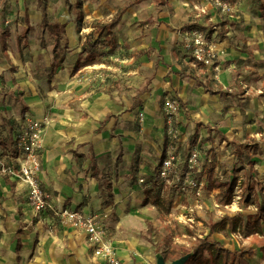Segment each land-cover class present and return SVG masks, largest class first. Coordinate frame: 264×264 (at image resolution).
Segmentation results:
<instances>
[{
    "label": "crops",
    "instance_id": "crops-1",
    "mask_svg": "<svg viewBox=\"0 0 264 264\" xmlns=\"http://www.w3.org/2000/svg\"><path fill=\"white\" fill-rule=\"evenodd\" d=\"M86 1L84 18L93 21L89 27H86L84 20L78 25L79 13L76 14L78 22H72L69 18L63 22L59 20L55 22L48 18V12L44 8L27 4L28 0H0V24L4 15L11 18L9 13L12 9L20 13L23 18V23L18 21V27L11 24L7 27L0 25V79L6 73L16 77V81L12 78V82H15L19 94L14 95L10 92L9 95L14 97L21 107L22 115L30 112V117L42 120L40 117L50 114V125L43 120L47 124L42 135L39 157L38 180L42 190L51 196L56 207L76 210L88 215H101L109 211L105 201L123 208V204L126 203L123 200L126 182L134 178L136 166L140 175L142 173L150 175L149 170L152 166L149 162L147 163L150 166H147V157L140 158L137 154L145 143L149 150L146 154L155 157L156 151L152 147H156L159 138L163 139L166 122L160 112L157 97L175 96L183 104L186 102L187 107L189 101H193L192 108L199 109L205 108L204 104L199 106L202 97L206 95L219 98L220 93L216 95L206 93L202 86L196 84L200 81L196 76L182 71L177 63L173 64L171 56L173 51L167 58L163 55L168 49L181 43L183 26L204 25L202 23L206 13L204 0L193 4V8L189 6V0H131L115 14L116 16L119 12H123L115 27L116 36L119 35L117 34L119 28L127 29L128 26L124 27L125 23L132 24L133 27L143 26L140 30L148 28V31H134L137 37L123 38V41L128 42L127 46L135 50L129 60L149 58L150 61L143 64L152 68L149 78L145 80L143 90L138 93L139 104L135 105V101L132 100L125 110L126 104L119 102L121 77L118 74L114 76L112 85L107 86L108 90L101 85L94 86L92 83L77 86L76 83L80 80L78 75H86L85 78L88 79L92 77L91 74L88 76V72L98 74L99 68L95 67H101L102 63L97 66L78 67L74 70V67L63 68L61 62L65 56L75 54L76 51L87 55L81 51L85 37L94 29V24L108 23L103 21L104 17L101 13L108 0ZM228 24L231 22H227L226 25ZM37 27L42 37L43 34H47L44 40L39 41V53H43L44 61L47 62L44 69L45 80L48 84L52 80V83L47 89L41 87L42 95L31 98L27 94L33 87L34 78L28 65L23 70L19 66L21 60L19 54L12 56V46H16V49L21 51L19 53H22V59L25 58L30 46L26 36L34 34ZM15 34H21V37L23 35V41H20L21 37L14 39ZM118 40L116 51L119 45H122L121 39ZM61 42L68 45V48L65 47L66 50H60ZM223 45L224 42L221 43V46ZM70 47L77 49L66 53L69 49L73 50ZM22 49H25L26 53ZM154 51H161L163 59L158 61L151 57ZM36 53L31 51L29 59L35 60L36 55H39ZM230 53L243 54L233 49ZM112 56L100 59L104 61ZM222 57L221 53L220 58ZM227 58L235 60L233 55ZM179 64L183 63L179 62ZM196 65L200 64L191 63L190 69H194ZM15 66L18 68L14 69ZM222 71L212 72L214 79H219L218 74ZM130 73L135 77L134 79L140 78L135 76L139 73L138 68ZM29 98L31 101L28 100ZM223 105L224 103L220 106ZM139 108L145 110L146 121L140 132L135 133V129L126 128L125 125L133 126L131 121L134 116L131 110ZM203 111L208 112V109ZM203 111L201 114L203 117L198 114L195 121L201 118L203 121L207 119ZM22 115L18 118H22ZM215 127V130L222 132L231 141L229 135L222 131L225 129L220 123ZM14 135L12 134L10 138L11 142ZM3 146L1 147L3 150L10 151L11 148L7 144ZM92 156L96 160L95 170L90 166ZM9 161L17 165L15 157H9ZM10 168L11 166L6 169L4 160L0 159V264H100L91 255L90 248L92 247L91 250L94 251L93 246L89 243V248L83 233H78L71 226L60 227L58 217L50 213L39 214L33 211L27 197V186L18 179L14 169ZM166 185L171 184L166 183ZM111 229L119 231V227ZM17 244L19 250L16 249ZM113 247L121 264H152L147 247L137 244L134 239L114 241Z\"/></svg>",
    "mask_w": 264,
    "mask_h": 264
},
{
    "label": "rangeland",
    "instance_id": "rangeland-1",
    "mask_svg": "<svg viewBox=\"0 0 264 264\" xmlns=\"http://www.w3.org/2000/svg\"><path fill=\"white\" fill-rule=\"evenodd\" d=\"M129 1L131 0H108L103 12L100 11L104 17L103 21L109 22L121 7ZM200 1L189 0V6L191 7ZM204 1L206 13L202 18L204 25L201 26L208 28L207 25H212L214 27L212 28L214 31L209 38L221 48L223 56L217 63L221 65L220 70H223L218 74L219 79H214L213 73L205 66L196 65L194 69H190V64L194 63L193 58L186 52L181 43L172 49H168L167 53L164 52L163 55L167 58L173 51L171 55L173 64L177 63L182 71L190 72L197 79L208 84L212 91L220 93V97L214 98L205 95L202 97V101L199 102V106L204 104L205 108L199 109L192 108L193 101H189V108L186 102L183 104L175 96L166 97L162 95L161 98L157 97L158 103H160V112L165 122L168 120L164 112L167 102L174 101L176 103V109L170 118L171 130L172 132L174 131L175 138L168 134V126H165L163 139L159 138L156 147H152L156 151L155 157L152 155L149 157L146 154L149 153L148 145L142 144V148H139L137 155L140 158L147 157V166H150L147 162L152 166L149 170L150 175L143 173L140 175L138 172L139 168L136 166L134 178L128 179V182H126L127 187L124 190L125 196L123 197L126 203H122L123 208L105 201L108 204L107 210L109 211L97 216L104 226L107 239L112 244L114 241L134 239L137 244L147 247L152 264L156 262L157 258L163 260L165 264H170L175 260L184 261L185 258L188 259V252L193 248L197 240L206 236H209L211 241H220L222 246L229 250L251 249L254 252L253 256L246 258L249 264H264V222H261V230L258 233L248 237L244 235L243 224L248 216L255 214L256 208H254V205H246L244 203L245 194H243L242 190L246 174H251V178L261 181L264 186V0H229L230 11L225 14L210 0ZM86 2V0H28L27 4L38 6L41 9L44 8L48 12V18L55 20V22L56 20L63 22L68 20L67 18L72 22H78L76 14L79 13L80 20L78 25L84 20L86 27H89V24L93 21L84 18ZM156 8L158 9L159 7ZM10 12L11 25L18 27V21L23 23L20 13L13 9ZM168 13L170 14L169 11ZM192 20L195 21L196 19ZM224 21L231 22V24L222 25ZM128 24L125 23L124 27L128 26L129 28L118 29L117 34L119 35L116 36V40L118 43V38H120L122 45H119V49L113 56L104 61L103 59H97L94 64H91L97 66L102 63L101 67H95L99 68L97 70L100 71H97L99 72L96 74L97 76L93 72H88V76L90 74L92 76L88 79L85 78L86 75H78L80 80L76 83L77 86L92 83L94 86L101 85L108 90L107 86L112 85L114 76L116 77V74H118L121 77L118 98L119 102L126 104L125 110L128 109V104L132 100L135 101V105L140 103L138 93L141 89L143 90L146 83L145 80L149 78L152 69L150 66H144L143 64L148 63L150 61H148L149 58L129 60L135 50L131 49V46H127L128 42L123 41V38L125 36L137 37V33H134V31H148V28L140 30V27L143 26L134 25L133 27L132 24ZM15 35L14 39L21 37V34ZM43 36L46 37L47 34H43ZM22 37L20 41H23ZM44 37L40 35L39 28L36 29L34 34L26 36L30 41V46L27 49V53L25 49H22L27 54H25L23 59L22 53H19L21 51L16 49V46H12V56L19 54V57H21L18 63L19 66L23 70L28 65L34 78L33 87L28 90L27 94L31 98L42 95L41 87L47 89L52 83V80H50L49 84L45 80L44 69L47 66V62L46 60L44 61L43 53H39V41L44 40ZM223 42L224 47L221 46ZM66 46L68 48L67 44L61 42L60 50H66ZM71 49L73 50L69 49L66 53L74 52L77 48ZM231 49L237 52L241 51L243 54L235 55L230 53ZM31 51L37 52L36 54L39 53V55H36L35 60L29 59ZM160 52H152L151 57L160 61L163 59V55ZM74 53L64 57L61 62L63 68H73L76 64L83 62L87 56L77 51ZM230 55H233L235 60L228 59L227 57ZM184 59L186 60L185 62ZM179 62L183 64L180 65ZM82 67L80 66L79 68ZM13 68H18V66ZM137 68L139 73L135 76L140 78L134 79L135 77L130 72ZM206 71L209 72L207 73ZM12 78L16 81V77L11 76V73H6L0 79V159L4 160L6 169L11 166L14 169L13 171L18 174L17 165L9 161V157H12V154L10 155L6 149L3 150L1 147H4L3 145L5 144L9 148L13 147L10 138L12 134L20 132L26 125L25 118L30 117V112H25L22 115L21 107L14 100V97H10L9 94L11 93L14 95L19 94V89L16 88L15 82H12ZM28 100L31 101L30 98ZM222 103L224 105L220 106ZM205 109H208V112L203 111ZM202 111L207 119L203 121V118H201L202 120L198 119L195 121L194 119L198 118V114L203 117L201 115ZM132 113L134 117L131 125L133 126L125 125V127L135 129V133L140 132L146 121V112L143 108H139L137 110L132 109ZM21 115L23 117L18 118ZM35 116L38 117L37 115ZM40 118L46 120L50 125V114L43 115ZM218 123L225 129V131H222L227 133L232 141L239 144L258 145V151L251 155L255 163L251 168V172L248 173V165L245 164V169L235 175L238 179V187L234 191L232 202L229 205H224L222 200L224 189L213 187L212 185L207 186V184L202 188L200 198L195 196L193 188L186 187L184 191H181L179 188L171 187L174 186L172 184L162 187L158 196L154 194L156 190L151 187V176L154 170H157L156 166H158L161 157L165 158L172 147L177 163L182 162L189 152V144L194 134L197 135L196 148L201 153L200 159L204 160L201 165L204 177L209 170H213V180L217 184L232 176L234 159L230 149L226 143H219L215 132L208 135L205 129V127L215 129V125ZM208 136H211L213 143L207 141ZM181 173L182 170H179V177ZM139 179H143V183H139ZM174 182L176 186H179L180 182L177 178H174ZM259 194L261 195L258 197V202H263L264 193L259 192ZM150 196L158 197L157 205H152L151 201L148 200ZM237 197L240 199L237 200ZM145 198L148 203L142 204ZM188 207H192L193 211L188 212L187 215H182L183 209ZM224 216H230L233 221L236 216L240 217V219L228 222L225 229L218 230L210 235L209 224L220 220ZM58 220L60 227L69 226L62 219L58 218ZM120 223L121 226H119ZM233 223H237L236 228H233ZM113 227H119V231L111 229ZM74 229L78 233L81 232L85 235L86 242L90 248L89 238L86 233L81 229ZM91 248L90 253L93 255L94 251ZM187 259L184 264H191V261H187Z\"/></svg>",
    "mask_w": 264,
    "mask_h": 264
},
{
    "label": "built area",
    "instance_id": "built-area-1",
    "mask_svg": "<svg viewBox=\"0 0 264 264\" xmlns=\"http://www.w3.org/2000/svg\"><path fill=\"white\" fill-rule=\"evenodd\" d=\"M217 6L222 13L230 11L229 0H210ZM11 22L8 15L2 17L3 27H7ZM181 44L186 52L193 58L197 64L205 66L214 73H218L220 65L217 64L220 56L221 49L208 38L203 32L193 28L183 31L181 33ZM176 109L174 101L167 102L164 109L165 115L168 120V134L175 138V133L171 130V116ZM26 125L15 136L14 141L17 142L19 153L15 157L18 165V179L23 182L28 190V201L32 206L35 213L43 214L50 213L73 228L83 230L92 244L94 253L93 257L100 264H121L115 255L113 244L107 239L104 226L99 220L97 215H88L80 211L69 210L63 207H56L52 202L51 196L42 190L38 180L40 172V151L42 149V135L46 127V122L32 117L25 118ZM201 153L198 149H193L186 160V172L183 177L178 179L177 167L178 163L173 153L172 147L170 148L167 156L162 161L159 169L158 177L165 181V183L173 184L174 178L180 182V190L189 187L195 190V196L200 198L203 188V181H196L193 179V174L198 170L200 164ZM143 179H139V183H143ZM240 198L237 197V200ZM255 208V207H254ZM185 209V212H184ZM182 215H187L192 212L193 208H184ZM256 210V209H255ZM1 219V210H0Z\"/></svg>",
    "mask_w": 264,
    "mask_h": 264
},
{
    "label": "trees",
    "instance_id": "trees-1",
    "mask_svg": "<svg viewBox=\"0 0 264 264\" xmlns=\"http://www.w3.org/2000/svg\"><path fill=\"white\" fill-rule=\"evenodd\" d=\"M141 1V0H136ZM123 12H119L110 22L100 24L96 23L94 24V29L85 37V41L82 44L81 51L83 53H86L87 56L83 60V62H80V64H76L74 66V70L80 66H87L94 64L95 60L100 59L102 57L112 56L114 52L117 49V40H116V34H115V27L117 26L118 22L120 21L121 15ZM264 20V16H263ZM227 22H224L223 25H226ZM208 28H204L202 26H198L196 24H188L183 26V30H190V29H197L201 32H203L208 38L213 33V27L212 25L207 26ZM264 28V23H263ZM206 32V33H205ZM198 86H202L206 93L210 95H216L218 92H212L211 89L208 87L207 84H203L202 82L198 81L196 82ZM23 129V128H22ZM207 130L208 135L210 133L215 132L219 143H226L228 148L231 151V155L234 159L233 162V170H232V176L230 178H226L224 182L216 183L215 180H213V170H209L206 173V176L202 174L201 165L203 161H200L198 170L193 174V179L196 181H203V188L205 184L207 186L212 185L213 187H220L223 188V196L222 200L224 205H229L232 202L233 194L235 189L238 187V179L235 176L238 172L243 171L244 165H248V173L251 172V168L253 165H255L253 159L251 158V155L255 154L258 151V145L256 144H239L235 141L228 140L225 135L220 132L219 130L210 129L208 127H205ZM19 133V132H18ZM18 133H15V136H17ZM11 142L13 147L10 149L9 153L12 157H16L19 153L17 142L14 141ZM207 141L213 143V139L211 136H208ZM197 143V135L194 134L191 142L189 144V152L185 159L182 162L178 163L177 167V177L178 179H181L183 177V173L186 172V160L190 154V152L193 149L196 148ZM249 150H251L249 152ZM13 151H15L13 153ZM164 160V157H161V160L158 164L157 170L153 172V175L151 176V183H152V189L156 190L154 194H157V196L160 193V189L162 187H166V183L164 180L159 179L158 173L159 169L161 167L162 161ZM90 166L92 170H95L96 168V160L95 158H91ZM237 167V168H236ZM179 170H182L181 176L179 177ZM156 172V174H154ZM245 182L242 186L243 194H245L244 203L246 205H254L256 208V212L254 215H250L246 218L245 223L243 224V233L246 237L256 234L261 230V222H264V201L258 202L259 192L264 193V186L261 181H258L256 179L251 178V174L245 175ZM165 185V186H163ZM174 188H179L180 186H176V184H172ZM258 189V191H257ZM153 193V191H152ZM157 196H150L148 200L151 201L152 205L158 204V197ZM249 197V198H248ZM148 200L145 198L142 204H147ZM240 219V217L236 216L235 220ZM234 220V221H235ZM233 218L230 216H224L220 220L210 223L209 224V234H213L217 232L218 230L225 229L228 222H232ZM233 221V222H234ZM241 221V220H240ZM237 223H233V228H236ZM16 249L19 250L18 244L16 245ZM188 259L187 261H191V264H249V261L246 258H251L253 256V251L251 249L246 250H229L228 248H225L222 246L220 241H211L209 236H206L204 238H201L197 240L193 248L188 252ZM19 257V256H18ZM19 260V258H17Z\"/></svg>",
    "mask_w": 264,
    "mask_h": 264
},
{
    "label": "water",
    "instance_id": "water-1",
    "mask_svg": "<svg viewBox=\"0 0 264 264\" xmlns=\"http://www.w3.org/2000/svg\"><path fill=\"white\" fill-rule=\"evenodd\" d=\"M187 257H188V256H187ZM186 259H187V258H185L184 261H182V260H175V261L171 262L170 264H184V262L186 261ZM155 264H165V263H164L163 260L157 258Z\"/></svg>",
    "mask_w": 264,
    "mask_h": 264
}]
</instances>
